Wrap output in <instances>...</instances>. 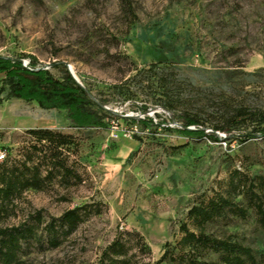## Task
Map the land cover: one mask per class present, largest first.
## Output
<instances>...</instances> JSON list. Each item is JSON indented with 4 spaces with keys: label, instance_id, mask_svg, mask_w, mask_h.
<instances>
[{
    "label": "rangeland",
    "instance_id": "rangeland-1",
    "mask_svg": "<svg viewBox=\"0 0 264 264\" xmlns=\"http://www.w3.org/2000/svg\"><path fill=\"white\" fill-rule=\"evenodd\" d=\"M131 1L136 20L129 27L120 0H0V56H27L25 66L32 58L55 76L61 73L54 65L72 66L75 79L95 102L105 101L101 106L109 113L106 129H76L65 111L7 99L0 91V154L23 160L35 144L30 129L69 134L75 146L65 155L81 177L69 184L58 177L45 191L26 192L13 213L0 218V227L29 222L37 212L48 223L89 205L100 213L56 249L25 247L22 264H97L121 234L135 246L133 233L151 250L135 248L134 264H175L158 261L166 250L176 252L182 224L193 228L188 211L226 192L238 173L247 186L236 201L248 210L247 219L231 217L208 232L233 236L264 264V229L244 196L248 188L264 194V136L241 142L254 133L248 125L217 132L218 141L187 137L178 118L185 111L199 115V129L210 136L228 111L264 109V0ZM171 70L182 89L175 111L159 102L154 83ZM144 107L160 126L151 130L123 120L141 119Z\"/></svg>",
    "mask_w": 264,
    "mask_h": 264
},
{
    "label": "trees",
    "instance_id": "trees-1",
    "mask_svg": "<svg viewBox=\"0 0 264 264\" xmlns=\"http://www.w3.org/2000/svg\"><path fill=\"white\" fill-rule=\"evenodd\" d=\"M121 15L131 27L136 20L135 9L131 0H120ZM18 58L0 56L1 92L7 91V99L22 100L26 103L36 102L43 110L65 111L70 125L76 129H106L109 113L90 97L89 89L79 85L63 64L54 65L61 75L55 76L48 69H39L37 62L30 58L24 65ZM156 87L161 92L159 102L170 111H175L182 100L179 91L181 83L175 71H164L156 76ZM148 108H143L146 114ZM183 129L180 133L187 137H210L218 141L217 132L230 133L248 125L253 132L243 135L241 142H246L259 133L264 136V109L251 110L240 106L225 115L222 124L214 127V133L208 136L199 128L203 125L199 115L184 112L178 116ZM123 120L140 124L146 129L160 126L155 118L145 115L144 119L125 118ZM168 128V126H165ZM196 127L198 129L190 130ZM27 134L34 143L23 160H11L5 157L0 161V218L13 213L15 203L28 191H45L49 184L58 177L66 183L75 179L81 182L77 171L69 166L65 151L75 146L72 135L63 134L51 129H30ZM238 173H235L224 193H218L207 201L194 205L187 214L189 223L180 227L182 238L175 246V251L166 250L158 263L166 260L175 264H261L253 249L238 241L233 236L218 237L208 232L211 224L227 221L231 217L247 219L249 212L240 206L236 196L246 187ZM258 216V222L264 229V194L248 188L244 195ZM93 213H100L99 208L85 205L66 211L59 218H52L45 223L41 212L29 222L18 226L0 227V264H22L21 256L25 247L34 243L50 249L60 247L63 242L75 233L80 225ZM131 236L130 233H127ZM126 235L118 236L106 249L97 264H134L132 254L135 248L151 253L143 236L133 233L135 246L130 244ZM214 256L210 259L209 256Z\"/></svg>",
    "mask_w": 264,
    "mask_h": 264
},
{
    "label": "built area",
    "instance_id": "built-area-1",
    "mask_svg": "<svg viewBox=\"0 0 264 264\" xmlns=\"http://www.w3.org/2000/svg\"><path fill=\"white\" fill-rule=\"evenodd\" d=\"M145 115H146V114H145ZM145 115H144L141 119H144ZM125 118H132V119H135L134 116H130V115H127ZM134 131H135V128H133L132 131H127V132L125 133V136H126V137H127V136H131V134H132ZM5 157H6V154L2 152V153L0 154V160L5 159Z\"/></svg>",
    "mask_w": 264,
    "mask_h": 264
},
{
    "label": "water",
    "instance_id": "water-1",
    "mask_svg": "<svg viewBox=\"0 0 264 264\" xmlns=\"http://www.w3.org/2000/svg\"><path fill=\"white\" fill-rule=\"evenodd\" d=\"M69 72L72 74V70H71V68L69 67ZM72 76H73V74H72ZM73 78L75 79V77L73 76ZM76 80V79H75ZM76 82L79 84V85H81L77 80H76ZM82 86V85H81ZM83 87V86H82ZM91 97V96H90ZM92 98V97H91ZM93 99V98H92ZM190 130H195V129H192V128H189Z\"/></svg>",
    "mask_w": 264,
    "mask_h": 264
},
{
    "label": "bare ground",
    "instance_id": "bare-ground-1",
    "mask_svg": "<svg viewBox=\"0 0 264 264\" xmlns=\"http://www.w3.org/2000/svg\"><path fill=\"white\" fill-rule=\"evenodd\" d=\"M71 68L73 69V67L71 66Z\"/></svg>",
    "mask_w": 264,
    "mask_h": 264
}]
</instances>
